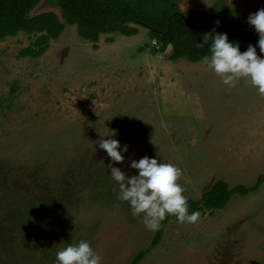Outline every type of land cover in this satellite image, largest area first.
I'll use <instances>...</instances> for the list:
<instances>
[{
  "label": "rangeland",
  "instance_id": "374dc122",
  "mask_svg": "<svg viewBox=\"0 0 264 264\" xmlns=\"http://www.w3.org/2000/svg\"><path fill=\"white\" fill-rule=\"evenodd\" d=\"M175 1L181 11L209 12L216 1L243 12L264 8V0ZM43 11L60 14L46 0L31 14ZM138 28V36L102 34L93 44L66 24L37 58L18 56L31 40L26 34L0 41V210L10 197L32 204L29 217L3 211L0 264H53L59 247L81 239L101 264H127L148 245L154 232L116 198L98 139L112 136L127 145L124 160L112 162L126 175L137 171L130 160L145 155L179 167L177 183L187 198H199L215 180L250 185L264 173V97L241 78L240 96L225 98L220 87L213 122L206 113L214 109L199 104L207 94L194 87H179L164 107L174 80L220 78L204 59L169 60L170 47L155 53L158 43ZM233 122L244 136L234 133L219 149L207 150L217 143L207 131L217 138ZM100 182L107 184L103 196H111L103 203L90 192ZM58 215L70 218L67 237ZM138 264H264V182L244 196L233 194L196 223L169 221Z\"/></svg>",
  "mask_w": 264,
  "mask_h": 264
},
{
  "label": "trees",
  "instance_id": "16d2710c",
  "mask_svg": "<svg viewBox=\"0 0 264 264\" xmlns=\"http://www.w3.org/2000/svg\"><path fill=\"white\" fill-rule=\"evenodd\" d=\"M41 0H0V41L18 33L31 37L27 46L22 47L18 56L37 58L48 48L50 41L57 39L66 24L76 26L78 36L91 43H96L101 34L119 32L123 35H133L137 26L144 27L150 39L158 46L156 51L163 52L170 47L167 55L169 60L185 59L195 62L208 54L207 45L196 48L205 32L227 33L228 39L239 43L240 51L247 44H256L257 33L247 24L246 18L250 12H243L216 1L209 12L200 10L181 11L175 0H46L59 8L60 14L54 11H43L31 14V11ZM192 18L189 23L184 19ZM155 43V44H157ZM15 87H12L14 90ZM264 182V173L259 174L250 185H235L229 187L223 180H216L199 198H187L188 211L198 210L200 216L221 209L233 194L246 195L256 191ZM99 187L91 185L94 201H107L111 196L106 193V183H98ZM27 198L10 200L0 210V226L5 225L3 211L14 215L29 217L32 207L26 204ZM62 225L63 234L68 236L67 215L56 216ZM176 220L174 216L166 215L160 222V228L150 238L148 245L137 251L127 264H138L142 258L156 246L163 235L169 221Z\"/></svg>",
  "mask_w": 264,
  "mask_h": 264
},
{
  "label": "clouds",
  "instance_id": "9594fccd",
  "mask_svg": "<svg viewBox=\"0 0 264 264\" xmlns=\"http://www.w3.org/2000/svg\"><path fill=\"white\" fill-rule=\"evenodd\" d=\"M246 22L257 33L256 45L248 44L240 51L239 43L228 39L227 33L210 30L203 33L196 48L207 45L208 54L203 57L207 66L228 88L243 78L261 97H264V8L250 12ZM261 55H257L256 48ZM97 147L109 157L107 169L110 178L118 186L116 198L126 202L132 217L139 216L146 230L155 232L166 215L174 216L178 223H196L198 210L188 211L184 189L177 183L181 169L173 164L161 162L147 155L132 159L129 167L136 169L135 175H126L112 162H122L127 145L109 136L98 139ZM53 264H101V257L87 240H78L59 247Z\"/></svg>",
  "mask_w": 264,
  "mask_h": 264
},
{
  "label": "crops",
  "instance_id": "0c3cea01",
  "mask_svg": "<svg viewBox=\"0 0 264 264\" xmlns=\"http://www.w3.org/2000/svg\"><path fill=\"white\" fill-rule=\"evenodd\" d=\"M137 29L138 30H137L136 34H133V35H125V36H133L134 37V35H137L140 32L138 26H137ZM113 33H119V32H113ZM108 34H111V33H108ZM119 34L120 35H123L121 33H119ZM246 46H248V44ZM154 51H155V53H160V52H158L156 50H154ZM179 80L180 79L174 80V84L171 87L174 95L170 96L166 100V103L163 102L164 107L170 105L173 102V97L175 96V93L179 89V87H194V88H196L197 92L199 91V93H205V94H207V96L203 100L199 101V104H202L203 105V107L206 109V112H211L214 109V105H215V102L214 101L216 99V96L218 95V92H219L220 87L223 85L220 82V79L219 80L218 79H215V82H210L208 80H197V79H192L190 81H187V79H182V81L184 83L178 82ZM242 81H244V80L243 79L238 80L232 88H228L225 85V88H226V90H224V92H225V98H234V96L236 97L238 95L240 96L241 90H239V91L237 90V84L238 83H242ZM209 83H214V84L213 85H210ZM197 98H198V96L197 95H194V99H197ZM226 110L228 112H230L229 108L226 109ZM209 114L206 113V115L210 116L211 122H213L212 117L215 114V109H214V111L212 113H209ZM228 114H226L225 116H223L222 123L228 117ZM238 126H240V125L238 123H235V122H233L232 124L226 126L227 129L220 130L219 133H218L217 138H216L215 135H213L212 133H210V130H209V132L207 131V134L210 136V138L213 139V140H216L217 143H216V145L206 146V149L207 150L208 149H210V150L219 149V147H221V145H225L226 143H228L230 141V139H229L230 136H235L234 133H236L239 136H244L243 135L244 132L242 134L239 132ZM204 130L205 129L203 128L202 132ZM259 130H261V129L259 128ZM225 131H227V132L225 133ZM261 131H263V130H261ZM220 134H223V136L220 137ZM244 140H246L247 143H249L250 145H252V149L253 150L256 149V147L254 145H256L257 143H251V142H249V140L247 138H244ZM260 149H264V145H261L260 146Z\"/></svg>",
  "mask_w": 264,
  "mask_h": 264
},
{
  "label": "water",
  "instance_id": "95a60500",
  "mask_svg": "<svg viewBox=\"0 0 264 264\" xmlns=\"http://www.w3.org/2000/svg\"><path fill=\"white\" fill-rule=\"evenodd\" d=\"M192 10H194V9H190V10H188V12H191ZM191 20H192V18H189V19L185 18V19H184V22L187 24V23H189Z\"/></svg>",
  "mask_w": 264,
  "mask_h": 264
},
{
  "label": "built area",
  "instance_id": "2783aa9c",
  "mask_svg": "<svg viewBox=\"0 0 264 264\" xmlns=\"http://www.w3.org/2000/svg\"><path fill=\"white\" fill-rule=\"evenodd\" d=\"M153 43L155 44V43H156V41L154 40V41H153Z\"/></svg>",
  "mask_w": 264,
  "mask_h": 264
}]
</instances>
